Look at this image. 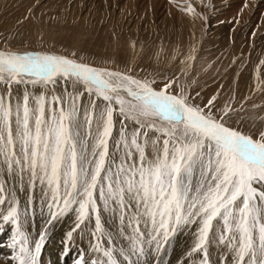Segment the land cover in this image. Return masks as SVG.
Wrapping results in <instances>:
<instances>
[{
	"label": "snow or ice",
	"instance_id": "1",
	"mask_svg": "<svg viewBox=\"0 0 264 264\" xmlns=\"http://www.w3.org/2000/svg\"><path fill=\"white\" fill-rule=\"evenodd\" d=\"M180 10L203 16L190 3ZM257 80L264 92L259 70ZM60 82L72 90L57 94ZM0 84V169L28 188L21 207L0 180V223L14 228L10 264H41L47 229L33 236L27 227L37 210L48 225L75 214L65 255L94 219L91 264H168L180 232L193 243L178 264H213L210 235L224 264H264V130L254 138L233 127L232 99L217 108L214 95L201 107L175 78L158 86L131 70L10 46L0 48Z\"/></svg>",
	"mask_w": 264,
	"mask_h": 264
},
{
	"label": "rangeland",
	"instance_id": "2",
	"mask_svg": "<svg viewBox=\"0 0 264 264\" xmlns=\"http://www.w3.org/2000/svg\"><path fill=\"white\" fill-rule=\"evenodd\" d=\"M189 3L203 16L194 19L180 10ZM9 46L62 54L98 67L131 70L138 78L154 77L158 86L175 78L173 88L183 87L201 107L214 95L217 108L232 99L237 109L230 121L233 127L254 138L264 130V92L256 89L257 70L264 79V64L260 63L264 60V0H0V48ZM190 56L194 59L189 60ZM5 87L0 84V92ZM18 87L13 86V91ZM65 87L72 90L70 84L60 82L57 94ZM0 180L8 181L6 187L16 192L24 207L27 185L20 190V181L2 169ZM35 195L38 199L39 189ZM102 218L109 221L106 229L115 228L106 213ZM75 224V214L69 213L48 225L37 210L27 227L33 236L47 229L41 264H73L81 255L87 264L97 259L92 250L94 219L84 223L92 225L90 229L82 224L73 233L71 251L64 254L66 235ZM4 230L8 235L0 242V264H10L11 249L6 245L14 228L0 223L1 237ZM80 233L85 239L81 240ZM209 239L213 264H224L227 253L212 235ZM171 243L163 259L178 264L185 259L193 238L190 232H180ZM88 248L95 257H86Z\"/></svg>",
	"mask_w": 264,
	"mask_h": 264
},
{
	"label": "bare ground",
	"instance_id": "3",
	"mask_svg": "<svg viewBox=\"0 0 264 264\" xmlns=\"http://www.w3.org/2000/svg\"><path fill=\"white\" fill-rule=\"evenodd\" d=\"M14 179V178H13ZM18 191V190H17ZM22 198V200H24V198L23 197H21ZM109 224V223H108ZM85 225V229H87V227H89V229L91 228V226L92 225H90V224H84ZM110 225V224H109ZM109 228H110V226H109ZM89 232H90V230H89ZM4 233V234H3ZM2 234H3V236L1 237L0 236V242L2 241V240H4L6 237H7V235H8V231L7 230H4V232H3ZM86 234L88 235V233L86 232ZM80 235L81 236H83L82 237V239L81 240H83V239H85L84 237H85V234H83V233H80ZM78 238V237H77ZM3 245H2V243H0V247H2ZM84 247L82 246V249H83ZM85 249H86V247H85ZM84 249V250H85ZM89 250H87V255H86V257L88 256L89 258L90 257H95V255L94 254H92V255H90V252H91V248H88ZM0 251H2L1 249H0ZM5 256V255H4Z\"/></svg>",
	"mask_w": 264,
	"mask_h": 264
}]
</instances>
